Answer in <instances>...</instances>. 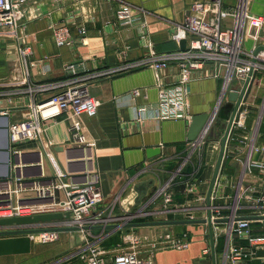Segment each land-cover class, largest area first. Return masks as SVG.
Wrapping results in <instances>:
<instances>
[{
    "label": "crops",
    "instance_id": "1",
    "mask_svg": "<svg viewBox=\"0 0 264 264\" xmlns=\"http://www.w3.org/2000/svg\"><path fill=\"white\" fill-rule=\"evenodd\" d=\"M204 1L208 0L28 2L24 7L19 36L24 43L33 46L32 59L38 61L33 67L32 78L35 81L62 78L65 65L72 62L84 63L88 69L96 71L139 60L149 56V43L158 53L176 51L180 45L173 39L175 23H183L191 6ZM237 2L224 0L223 7H233ZM123 4H127L133 13L130 25H121L117 20L116 11ZM250 9L255 14L264 15V0H252ZM221 23L224 27L232 26L233 18L224 17ZM61 25L70 27L71 45H57L53 29ZM81 27L85 28V32H80ZM262 33L264 35V30ZM246 44L250 46L252 43L246 41ZM18 71L16 41L3 35L0 37V81L18 76ZM205 72L208 73L209 69L206 68ZM206 73L188 86L187 100L192 116L212 112L224 93L223 78H213ZM160 74L163 84H172L179 77V67L173 64ZM158 82L154 70L144 67L98 79L91 84V94L100 99L101 106L96 116L83 115L81 122L84 132L97 142L96 166L101 173L104 196L93 216L118 218L136 215L143 210V215H155L153 221L164 220L167 215L164 210L170 206L191 210L193 216L186 219L207 216V192L221 151L224 134L220 136V131L225 133V129L220 125L224 120L212 122L194 151L187 139L191 119L136 121V106L157 101ZM236 87L240 88L238 82L232 84L230 89ZM262 87L264 91V73L259 72L246 103L249 111L245 126L235 133V139L228 142V154L213 188L211 203L220 207L225 214L230 212L239 186L248 181L244 173L246 158L250 155L253 160H264V151L251 153L252 142L264 149V112H261L264 100L257 97L258 89ZM135 89H141L139 96L133 94ZM149 148L159 151L148 156ZM24 161L27 163L23 166L26 174H30L32 169L40 173L41 163L37 153L26 154ZM189 167L191 170H188ZM43 168L46 170L45 161ZM254 172L259 173L258 170ZM161 190L172 196V202L167 207ZM112 206L116 207L113 213ZM103 224L106 223L101 221L96 225ZM192 224L196 225L141 226L137 227V232L153 239L167 229L189 233L191 244L188 249H160L156 252L154 264H214L209 226L206 223ZM253 227L256 234L264 235V222L254 223ZM83 232L88 242L94 241L96 236L114 233L110 228L99 227ZM213 232L217 264H222L228 246L226 224H213ZM234 240L240 246L249 247L245 237H235ZM205 249H209V253H204ZM251 253V257L241 264H264V243L252 246ZM1 260L0 264H5ZM75 264L84 263L76 261Z\"/></svg>",
    "mask_w": 264,
    "mask_h": 264
},
{
    "label": "built area",
    "instance_id": "2",
    "mask_svg": "<svg viewBox=\"0 0 264 264\" xmlns=\"http://www.w3.org/2000/svg\"><path fill=\"white\" fill-rule=\"evenodd\" d=\"M31 1L34 0H0V35L15 39L19 68L18 76L0 81V114L9 113L10 119L14 111L22 114L21 118L11 120L13 173L7 179H0V219L69 213V218L41 223L40 227L44 228L60 225L83 227L101 221L107 224L118 219L93 216L104 196L101 173L96 166L97 142L84 132L81 117L96 116L101 106L100 99L91 94L90 88L94 81L150 67L159 80L158 99L136 106V121L190 120L188 86L194 79L203 77L206 68L209 69L206 73L208 76L223 78L224 92L230 90L235 82L240 84V88L234 90L241 91L253 71L264 73V48L259 49L264 46V15L251 11L252 0H238L235 6L229 8L223 7L224 0H208L194 3L185 21L174 25L173 39L178 45L185 39V49L158 53L149 43V56L139 60L96 71L88 69L84 63L72 62L65 65L62 78L35 81L32 70L38 61L32 59L33 46L24 43L19 36L24 7ZM227 16L233 18V25L224 27L221 19ZM116 17L121 25L133 22V13L127 4L117 9ZM79 30L85 32L84 27ZM53 34L58 46L73 43L68 25L54 27ZM246 41L252 44L247 46ZM173 64L179 67V77L172 84H163L160 73ZM133 94L139 96L141 89L133 90ZM219 106L216 105L215 112ZM261 107V112H264V105ZM248 111L246 105L239 110L228 141L235 139V133L244 128ZM209 128L196 140L190 141L192 151L198 148ZM251 148V153L264 151L256 142H252ZM32 153L39 155L41 171L38 173L32 169L30 174H26L23 171V166L27 165L25 155ZM249 156L245 161L244 172L248 181L239 186L230 212L225 214L220 207L211 203L213 219H230V222L225 223L228 246L222 264H241L251 257L252 246L264 243V235L256 234L253 227L254 223L264 222V160H253ZM46 158L51 167L50 172L43 168ZM255 170L259 173H255ZM163 195L167 207L172 202V196L167 192ZM186 210L189 209L170 206L164 212H191ZM133 217L134 214H128L123 218L124 221H130ZM56 234L58 231L45 230L33 235V238L38 236L47 241L56 238ZM106 237L103 234L96 236L94 241L87 242L66 259L78 257L84 264H154L156 252L160 249L184 250L191 244L188 232L176 233L167 229L153 239L149 235L131 231L124 238L130 246L121 248L122 251L108 261L101 246ZM235 237H245L249 247L238 245ZM204 253H209V249H205Z\"/></svg>",
    "mask_w": 264,
    "mask_h": 264
},
{
    "label": "water",
    "instance_id": "3",
    "mask_svg": "<svg viewBox=\"0 0 264 264\" xmlns=\"http://www.w3.org/2000/svg\"><path fill=\"white\" fill-rule=\"evenodd\" d=\"M180 48H186V40L183 39L180 42ZM264 46H260L259 49H263ZM257 77V71L250 73L249 77L243 84L241 91L230 89L224 92L221 96L220 105L217 112L216 107L212 112H204L195 114L192 116L187 139L189 141H194L200 137L203 132L211 126L212 122L215 120L226 121V130L224 136L221 140V151L215 167L214 175L212 181L209 185L207 192V217L203 218H185L192 216V212L183 211H169L166 212V219L164 220H149L141 222L123 221L119 223H107L103 225L96 226H63L54 228H44L40 227L41 223L50 222L57 219L69 218V213L64 215L63 213H47L38 214L35 216H16L9 218L0 219V256L9 255H22L29 254L33 247V235L44 232L45 230H55V231H79L88 230L96 227L99 228H110L112 232L118 231L122 228L130 227H141V226H152V225H175V224H192V223H206L209 226L210 241L212 245L213 262L217 264L215 255V243H214V232L213 224L225 225V223L230 222L229 218H212L211 207V195L217 177L221 171L222 165L227 155V145L228 138L232 128V123L234 119L238 118V112L247 103L250 93L253 89L255 80ZM264 105V102L263 104ZM11 119L10 114H0V179H7L11 177L13 173L12 168V152H11ZM57 150H61L57 148ZM159 150L155 148H149L147 150L148 156L156 154ZM122 218L119 216L118 219ZM58 263V261H57ZM54 264V263H50ZM56 264V263H55Z\"/></svg>",
    "mask_w": 264,
    "mask_h": 264
},
{
    "label": "rangeland",
    "instance_id": "4",
    "mask_svg": "<svg viewBox=\"0 0 264 264\" xmlns=\"http://www.w3.org/2000/svg\"><path fill=\"white\" fill-rule=\"evenodd\" d=\"M2 35H0L1 37ZM263 87L261 89H258L257 92V97L263 98ZM252 91L250 93V96L248 98V101L251 97ZM259 103V100H257ZM256 101V102H257ZM257 103V104H258ZM246 105V104H245ZM261 105V104H260ZM15 117H22L21 112H13L11 120L14 121ZM220 128L226 130V121L224 120ZM220 131V136L224 133H221ZM63 167L64 165L61 164ZM45 169L47 172L51 171V167L49 164L48 159H45ZM114 208V209H113ZM114 206L111 208V212H115ZM142 211V212H141ZM139 211L138 215H134V217L130 220L132 222H141V221H149L150 219L153 220L155 215L152 217L148 215H143L144 212L143 210ZM128 213V212H126ZM126 216V215H125ZM122 218L114 220L115 222H110V223H121L125 219ZM157 218V217H156ZM113 221V220H112ZM191 226H195L196 224H190ZM63 226H69V225H60V226H48V228H54V227H63ZM137 227H130V228H122L119 230L117 234H114L111 238L108 240L104 239L101 243L102 249L105 250L104 256L107 258L108 261L111 260V258L122 251L121 248L128 247L130 246L129 243H126L124 241L125 235L128 232L131 231H137ZM55 231V230H53ZM84 230H79V231H58V235L56 238H50L47 241L42 240L40 237L36 236L33 238V247L32 251L29 254H23V255H17V256H9L5 258H0L4 260L5 264H50V263H56V264H75L76 261L80 262L79 258H71V259H66L67 256L75 253L76 251H79L82 247L86 245L88 242V238L83 236L84 235ZM86 233V232H85ZM115 233V232H114ZM38 234V233H37ZM110 236V235H109ZM107 238V237H106ZM172 249V248H171ZM167 250V249H166ZM176 250V249H173ZM179 251V250H177ZM1 257V256H0ZM58 261V263H57ZM81 263V262H80Z\"/></svg>",
    "mask_w": 264,
    "mask_h": 264
},
{
    "label": "trees",
    "instance_id": "5",
    "mask_svg": "<svg viewBox=\"0 0 264 264\" xmlns=\"http://www.w3.org/2000/svg\"><path fill=\"white\" fill-rule=\"evenodd\" d=\"M191 170V168L189 167L188 168V170ZM188 172V171H187ZM119 232V230L118 231H116L115 233H113L112 235H110V236H108L107 238H105L106 240H108L109 238H111L112 236H114V234H117Z\"/></svg>",
    "mask_w": 264,
    "mask_h": 264
}]
</instances>
